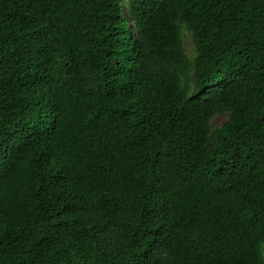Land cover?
I'll use <instances>...</instances> for the list:
<instances>
[{
    "label": "trees",
    "instance_id": "16d2710c",
    "mask_svg": "<svg viewBox=\"0 0 264 264\" xmlns=\"http://www.w3.org/2000/svg\"><path fill=\"white\" fill-rule=\"evenodd\" d=\"M0 264H264V0H0Z\"/></svg>",
    "mask_w": 264,
    "mask_h": 264
},
{
    "label": "rangeland",
    "instance_id": "374dc122",
    "mask_svg": "<svg viewBox=\"0 0 264 264\" xmlns=\"http://www.w3.org/2000/svg\"><path fill=\"white\" fill-rule=\"evenodd\" d=\"M186 46H187L188 53L190 55H193L194 54V46H193L190 34H188L186 37ZM225 119L226 118L223 115L215 116V118L213 119L214 127L219 126Z\"/></svg>",
    "mask_w": 264,
    "mask_h": 264
}]
</instances>
